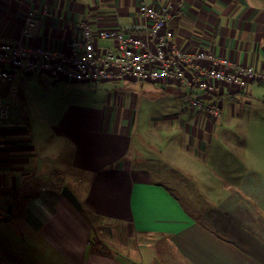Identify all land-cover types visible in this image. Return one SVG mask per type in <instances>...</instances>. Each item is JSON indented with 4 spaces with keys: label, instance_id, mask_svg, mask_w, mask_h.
Listing matches in <instances>:
<instances>
[{
    "label": "crops",
    "instance_id": "1",
    "mask_svg": "<svg viewBox=\"0 0 264 264\" xmlns=\"http://www.w3.org/2000/svg\"><path fill=\"white\" fill-rule=\"evenodd\" d=\"M140 2L0 0V33L19 38L35 12L28 42L68 49L83 25L146 29ZM152 3L171 11L169 41L264 71V0ZM43 77L17 81L0 122V264H264V83L217 84L216 115L166 78L101 82L108 98L92 104L55 85L80 83ZM48 90L63 94L52 106Z\"/></svg>",
    "mask_w": 264,
    "mask_h": 264
},
{
    "label": "built area",
    "instance_id": "2",
    "mask_svg": "<svg viewBox=\"0 0 264 264\" xmlns=\"http://www.w3.org/2000/svg\"><path fill=\"white\" fill-rule=\"evenodd\" d=\"M141 0L139 16L150 25L136 29L120 27L91 29L83 25L82 35L68 49L32 45L28 40L39 30L40 18L30 12L22 34L13 38L0 33V122L9 124L16 94L14 85L25 76L38 75L54 82L97 86L129 76L140 81L168 79L183 88L189 105L219 114L221 106L211 97L217 84H234L245 90L249 83H264V71L237 64L203 49H184L166 34L168 7ZM161 2L163 0H156ZM103 41L105 44L101 45Z\"/></svg>",
    "mask_w": 264,
    "mask_h": 264
},
{
    "label": "rangeland",
    "instance_id": "3",
    "mask_svg": "<svg viewBox=\"0 0 264 264\" xmlns=\"http://www.w3.org/2000/svg\"><path fill=\"white\" fill-rule=\"evenodd\" d=\"M43 78L45 79V77H43ZM61 83H64V82H61ZM34 85L37 86L38 85L37 82H34ZM55 85L56 86H63V87H67V88L73 87V88H80V89H83V90L85 89L84 91H86L88 94H90V98L87 100V102L92 103V104H102L108 98V95H109V91L108 92H104V90H102V88L94 89L93 86H91V85H87L86 86L84 84H75L74 85V84H65V83L64 84H55ZM47 86L49 88L56 87V86H52V84H48ZM112 89L115 90V87H113ZM97 91H99V93H96ZM56 95H63V94L60 93V92L52 93L50 90H48V91H45L44 94H42L41 96L44 99L48 100V105L49 106H52L56 102V100H55V96ZM84 98H85V96L82 97V100H84ZM64 99H65V96H64ZM65 101H67V100L65 99ZM57 103H60V100H58ZM168 103L169 102H166V105ZM55 107L58 108L57 106H55ZM58 110L60 112L61 108L60 109L58 108ZM50 111H52V109ZM62 114L63 113L59 114V116H61ZM34 118H41V114L37 113V115L34 116ZM57 151H58V148L55 145L51 146V149L49 151V153H50L49 157L46 160V164H47L48 168H52L53 166H56V163L58 161ZM55 174H56V177H55L56 179H53V180H57L56 184L63 183L64 182L63 179L61 177H58L59 175L57 173H55ZM45 182H51L50 177L45 179ZM68 182H69L70 185L72 184L71 181H68Z\"/></svg>",
    "mask_w": 264,
    "mask_h": 264
},
{
    "label": "water",
    "instance_id": "4",
    "mask_svg": "<svg viewBox=\"0 0 264 264\" xmlns=\"http://www.w3.org/2000/svg\"><path fill=\"white\" fill-rule=\"evenodd\" d=\"M61 193L66 196L78 209H82V205L68 186H63Z\"/></svg>",
    "mask_w": 264,
    "mask_h": 264
},
{
    "label": "trees",
    "instance_id": "5",
    "mask_svg": "<svg viewBox=\"0 0 264 264\" xmlns=\"http://www.w3.org/2000/svg\"><path fill=\"white\" fill-rule=\"evenodd\" d=\"M42 81H43V79H42ZM45 84H46V82H44ZM62 184V183H61ZM61 184H60V186H61Z\"/></svg>",
    "mask_w": 264,
    "mask_h": 264
}]
</instances>
